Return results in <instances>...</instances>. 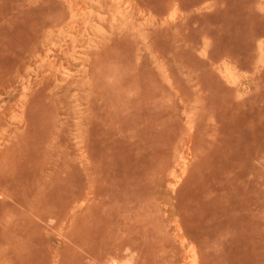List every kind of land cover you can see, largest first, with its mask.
I'll return each mask as SVG.
<instances>
[{
    "label": "rangeland",
    "instance_id": "374dc122",
    "mask_svg": "<svg viewBox=\"0 0 264 264\" xmlns=\"http://www.w3.org/2000/svg\"><path fill=\"white\" fill-rule=\"evenodd\" d=\"M118 1L0 0V264H264V0Z\"/></svg>",
    "mask_w": 264,
    "mask_h": 264
},
{
    "label": "bare ground",
    "instance_id": "6f19581e",
    "mask_svg": "<svg viewBox=\"0 0 264 264\" xmlns=\"http://www.w3.org/2000/svg\"><path fill=\"white\" fill-rule=\"evenodd\" d=\"M118 6V14L123 16L125 11L130 7L128 0L122 1L119 0L117 2ZM177 10L172 8L170 10V19H174L176 17ZM72 76L71 70H65L64 78H70ZM189 169L188 155L186 153H181L177 160V166H175L170 172V185L173 189H176L179 184L182 182L183 178L187 174ZM185 261L190 264H198L199 257L197 250L194 247H191L189 251L185 255ZM116 264V262H113ZM130 264V263H127Z\"/></svg>",
    "mask_w": 264,
    "mask_h": 264
}]
</instances>
